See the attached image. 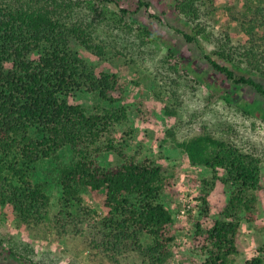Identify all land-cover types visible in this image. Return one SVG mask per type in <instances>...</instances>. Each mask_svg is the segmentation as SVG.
Masks as SVG:
<instances>
[{"label":"trees","instance_id":"16d2710c","mask_svg":"<svg viewBox=\"0 0 264 264\" xmlns=\"http://www.w3.org/2000/svg\"><path fill=\"white\" fill-rule=\"evenodd\" d=\"M215 1H170L188 28L179 30L188 42L214 37L208 23L217 22ZM139 5L149 4L140 0ZM227 11L245 39L232 42L224 29L204 58L223 80L264 97V84L255 77L264 79V0H241ZM130 13L118 0H0V206L23 224L49 221L50 195L31 171L37 161L57 158L68 147L72 159L60 168L61 209L53 216L57 232L81 238L100 264H121L133 255L140 264H166L172 257L174 223L160 193L171 185L173 174L151 156L125 152L123 141L133 129L119 77L97 71L77 49L81 45L100 59L113 50L122 53L113 45L119 34L101 36L102 22L126 34L136 31L132 35L141 43L156 37ZM167 46L168 56H175L174 47ZM179 61L183 71L202 77L183 56ZM78 92L93 94L97 102L91 108L74 102ZM155 96L160 98L158 90ZM223 96L231 100V94ZM243 105L264 118L261 100ZM163 108L168 115L177 111L173 104ZM117 126L126 127L124 135L117 136ZM167 133L173 135L172 129ZM176 145L192 165L212 172L211 181L202 180L206 187L199 195L203 219L209 212V189L216 181L229 188L217 217L208 226L197 220L194 235L203 264H232L241 250V221L255 223L260 213L261 159L209 132L176 140ZM113 153L120 160L104 165L101 158ZM84 191H103V214L86 204ZM8 251L37 264L25 246L21 252ZM244 264H264V249Z\"/></svg>","mask_w":264,"mask_h":264},{"label":"rangeland","instance_id":"374dc122","mask_svg":"<svg viewBox=\"0 0 264 264\" xmlns=\"http://www.w3.org/2000/svg\"><path fill=\"white\" fill-rule=\"evenodd\" d=\"M118 1L129 9L132 18L152 28L156 37L141 43L136 35H132L136 31L126 34L102 22L101 36L108 38L111 32L119 34L120 37L116 38L118 41H114L113 45L121 48L122 53L113 50L100 59L81 45L77 49L97 71L109 70L119 77L125 90L124 102L129 106V126L133 129L123 141L125 152L136 153L141 157L151 156L173 174L171 185L160 193V201L171 212L174 223L172 257L166 264H203L205 256L194 235L195 222L201 220L207 226L212 223L228 198L229 188L216 181L209 189V212L203 219L199 195L201 189L206 187L202 180L211 181L212 172L204 166L192 165L184 151L177 147L176 140L181 141L203 132L229 139L260 157L261 183L264 185V118L256 109L248 112L243 105L244 101L261 100L264 106V97L250 87H239L229 80H223L204 58L215 48V38H219L224 29L229 31L232 42L245 39L239 30V23L230 20L227 11L229 5L238 4L241 0L215 1L217 22L208 23V30L213 32L214 37L200 38L199 43L188 42L179 31L188 28L183 18L173 13L171 0H141L147 2L148 7L139 5L140 0ZM167 45L174 47L175 56H168ZM180 55L187 64L201 72V78L183 71ZM255 77L264 84L263 78ZM157 90L160 98L155 96ZM226 92L231 94L230 101H226L223 96ZM73 100L88 108L97 102L93 94L81 92ZM168 104H173L177 109L175 114L164 113L163 106ZM116 128L118 137L124 135L126 127ZM170 129L173 135L167 133ZM71 159L72 152L65 147L57 158L37 161L31 171L33 180L44 182L50 195L49 221L39 226L23 224L10 209L0 206V264H30L16 259L8 251L11 248L21 252L24 246L37 264H100L81 238L57 232L58 226L53 216L61 209L59 171ZM119 160L114 153L101 158L104 165ZM83 196L86 204L98 214L104 213L103 191H84ZM259 204L260 213L255 223L246 219L241 221V250L232 264H244L245 259L256 255L260 248L264 249L263 190H260ZM121 264H140V260L133 255L123 259Z\"/></svg>","mask_w":264,"mask_h":264}]
</instances>
